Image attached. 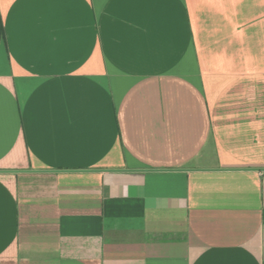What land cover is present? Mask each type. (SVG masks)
Instances as JSON below:
<instances>
[{"label": "crops", "instance_id": "obj_1", "mask_svg": "<svg viewBox=\"0 0 264 264\" xmlns=\"http://www.w3.org/2000/svg\"><path fill=\"white\" fill-rule=\"evenodd\" d=\"M0 264H264V0H0Z\"/></svg>", "mask_w": 264, "mask_h": 264}]
</instances>
